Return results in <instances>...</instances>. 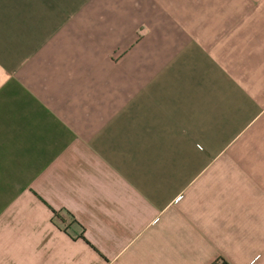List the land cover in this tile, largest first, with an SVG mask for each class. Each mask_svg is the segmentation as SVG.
I'll return each mask as SVG.
<instances>
[{
  "label": "crops",
  "instance_id": "crops-1",
  "mask_svg": "<svg viewBox=\"0 0 264 264\" xmlns=\"http://www.w3.org/2000/svg\"><path fill=\"white\" fill-rule=\"evenodd\" d=\"M219 260L264 264V0H0V264Z\"/></svg>",
  "mask_w": 264,
  "mask_h": 264
},
{
  "label": "trees",
  "instance_id": "trees-1",
  "mask_svg": "<svg viewBox=\"0 0 264 264\" xmlns=\"http://www.w3.org/2000/svg\"><path fill=\"white\" fill-rule=\"evenodd\" d=\"M53 213H54L55 216H58V214L56 213V211L53 210ZM72 218H73V217H72ZM79 237L82 238V239H84L85 241H87L86 238L84 237L83 232L80 234ZM87 243H88V242H87Z\"/></svg>",
  "mask_w": 264,
  "mask_h": 264
},
{
  "label": "built area",
  "instance_id": "built-area-1",
  "mask_svg": "<svg viewBox=\"0 0 264 264\" xmlns=\"http://www.w3.org/2000/svg\"><path fill=\"white\" fill-rule=\"evenodd\" d=\"M214 264H226V263L223 262L222 260H219V261L215 262Z\"/></svg>",
  "mask_w": 264,
  "mask_h": 264
}]
</instances>
